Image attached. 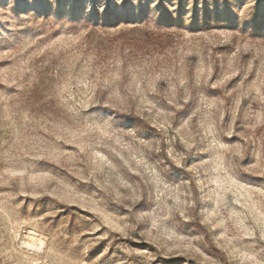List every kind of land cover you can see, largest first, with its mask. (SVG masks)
I'll use <instances>...</instances> for the list:
<instances>
[{
    "label": "rangeland",
    "instance_id": "374dc122",
    "mask_svg": "<svg viewBox=\"0 0 264 264\" xmlns=\"http://www.w3.org/2000/svg\"><path fill=\"white\" fill-rule=\"evenodd\" d=\"M0 264H264V0H0Z\"/></svg>",
    "mask_w": 264,
    "mask_h": 264
}]
</instances>
